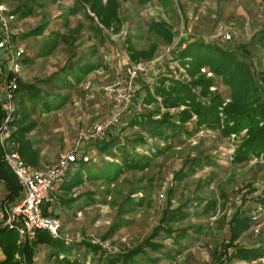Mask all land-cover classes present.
Wrapping results in <instances>:
<instances>
[{"label":"rangeland","instance_id":"374dc122","mask_svg":"<svg viewBox=\"0 0 264 264\" xmlns=\"http://www.w3.org/2000/svg\"><path fill=\"white\" fill-rule=\"evenodd\" d=\"M0 2L10 11L35 4L34 0ZM76 2L46 0L34 16L18 19L15 15L10 28L17 33V45L23 47L28 56L36 52L45 38L20 40L19 36L42 23L48 24V30L57 27L61 14L76 6ZM119 17L122 22L119 30L111 28L95 33L90 29V22L79 13L71 18L69 28L61 31L64 41L52 55L32 65H21L20 79L24 82L35 84L49 95H68L62 108L49 113H44L37 103L32 104L31 116L36 118L37 127L27 137L39 151V166L54 165L62 152H74L78 164L84 156L95 160L81 169L72 165L68 179L79 172L83 176L82 184L68 193L58 188L53 195L51 212L60 222V239L66 244H75L79 262L108 264L105 259L108 254H121L142 244L150 238L167 208L183 205L188 217L173 223L170 228L185 232L184 240H179L178 244L171 239L161 240L162 248L158 253L148 248H144L145 252L157 264H219L216 255L222 244L228 243L229 221L233 214L240 209L251 219V213L259 206L258 199L264 198V159L251 158L240 164L232 162L245 131L223 137L218 131L200 130L167 142L148 140L151 150L136 146L133 151L149 156V167L144 171L125 172L114 182L92 177L100 172L105 162L119 164V159L99 154L97 144L90 141L87 134L94 125L116 112L110 94L126 68L140 65L143 69L134 83L138 99L144 97L145 86L152 87L163 74L188 80L176 59L184 42H215L236 51L255 73L263 71L264 48L257 35L264 27V0H155L147 5L128 0L121 4ZM152 21H163L169 26L174 34L172 44H164L148 31ZM225 34H230L231 38L226 39ZM128 44L136 50H147L155 45L157 51L150 60L134 62ZM89 61L100 63L101 69L87 75L80 85L65 91L52 87L58 84L56 76L61 75V68ZM201 73L206 78L214 77L207 68L201 69ZM210 92L228 96L227 88L220 84L211 87ZM152 108L150 105L148 109ZM182 109H172L169 113L176 119ZM130 114L121 112L119 124L106 134L108 137L119 136L129 152L137 132L136 128L127 126L132 119ZM194 122L193 117L189 125L193 126ZM179 171L185 175L181 180H175ZM166 182L173 184L171 193L159 200ZM5 194L0 182V197ZM62 199L73 201L62 205ZM199 200L204 203H198ZM208 201L216 202V211L205 212L203 206ZM253 228L254 223L235 243L245 248L262 244L264 224L258 235L254 234ZM86 244L100 249L92 251ZM55 251L51 245L39 246L35 264H66L55 259ZM244 263L246 261L238 260L232 264Z\"/></svg>","mask_w":264,"mask_h":264},{"label":"trees","instance_id":"16d2710c","mask_svg":"<svg viewBox=\"0 0 264 264\" xmlns=\"http://www.w3.org/2000/svg\"><path fill=\"white\" fill-rule=\"evenodd\" d=\"M34 1L39 7L34 6L35 4L24 5L17 7L12 13L18 19L34 16L37 10L43 7L46 0L42 3L38 0ZM127 1L77 0L76 6L70 7L61 14V21L57 27L48 30V24L42 23L19 36L20 40L45 38L37 51L30 56L24 51L21 65H32L37 60L52 55L60 42L64 41L61 31L68 29L71 18L79 13H82L85 19L90 22V29L95 33H102L104 29L109 30L111 28L119 30L122 24L119 10L121 4ZM136 1L139 5H147L155 0ZM148 31L160 38L166 45L173 42L174 34L163 21L149 22ZM257 40L260 46L264 48V27L257 35ZM128 51L132 61H145L154 57L157 47L152 45L147 50H136L132 44H128ZM176 59L181 63L188 80L163 74L152 87L145 86V95L140 98L145 107L140 113L130 112L132 119L127 124L128 127L137 129L135 139L132 141L133 145L130 147L131 152L127 150L128 146L120 141L119 136H107L104 140L96 142L99 154L110 156L112 159L118 158L119 164L105 162L100 172L93 174V178H103L108 182H114L125 172L144 171L149 167L151 158L134 153L133 150L136 146L148 151L151 150V144H148V140L167 142L175 138L180 139L182 134L191 136L200 130L218 131L223 137L245 131L241 143L232 156V162L240 164L248 162L251 158L264 159V70L255 73L251 65L244 58H241L236 51L220 46L215 42L200 40L184 42L177 52ZM203 68H207L214 77L206 78L201 73ZM99 69H101L100 63L94 61L68 64L61 68V75L56 76L58 84L52 87L58 91L69 90L80 85L87 75ZM216 84L227 88V97L219 92H210V88ZM16 95V112L13 120L16 132L12 138L18 143V150L24 162L32 166H39V151L27 137L37 127L36 118L31 116L34 109L32 104L37 103L42 107L44 113H49L62 108L68 95L43 93L42 89L35 84H29L23 80L18 83ZM28 102L30 104L26 105ZM150 105L153 106L151 110L148 109ZM179 108L183 109L178 112L176 119H174L169 111ZM3 117L4 112L0 107V124ZM193 117L195 122L193 126H190L189 122ZM93 161L95 162V160L83 161L81 159L79 164L77 161L76 165L79 166V169L87 164L91 165ZM184 175L179 171L174 178L181 180ZM68 176L60 185V189L67 193L83 182V176L79 172H75L69 179ZM0 182L4 185L7 199L15 200L20 196L21 186L3 159L1 144ZM171 189L168 190L167 194L171 193ZM72 201L73 199H62L61 203L68 205ZM198 203L204 202L199 200ZM258 203L264 206V198H259ZM49 207L52 208L53 203H47L43 206L45 215H48L47 209ZM183 207L182 205L173 209L167 208L162 214L159 225L153 229L150 238L124 253L110 252L111 255L108 254L105 257L106 262L108 264H157L156 260L148 256L144 248L158 253L162 248L161 240L171 239L174 244H178L179 240H184L185 232L170 228L173 223L188 217ZM203 209L207 213L216 211V202H205ZM50 215L53 217V212ZM251 226L252 222L248 213L238 209L229 221L228 243L222 244L219 252H217L216 262L232 264L238 260L252 262L264 258V241L252 248L240 247L235 243L248 232ZM18 241L19 238L15 231L0 227V252L4 257L0 264H35V252L41 245H51L55 248L56 251L53 256L60 262L83 264V261L77 260L79 252H75L77 250L75 244H66L60 238L51 237L46 231H37L32 240L23 243H18ZM86 247H92V251L100 249V247L90 244H86ZM229 249L232 251L229 252ZM71 257H74L73 260Z\"/></svg>","mask_w":264,"mask_h":264},{"label":"built area","instance_id":"2783aa9c","mask_svg":"<svg viewBox=\"0 0 264 264\" xmlns=\"http://www.w3.org/2000/svg\"><path fill=\"white\" fill-rule=\"evenodd\" d=\"M14 20L15 15L12 11L5 3L0 2V106L4 112L0 124V144L3 148V159L21 186L20 196L15 200H9L6 196L0 197V227L15 231L19 241L23 243L32 240L37 231H46L51 237L60 238V222L50 215L51 207L47 209L48 215H45L43 206L53 203L54 193L67 178L69 170L77 163L78 158L74 152H62L52 166H32L24 162L20 156L18 143L12 135L16 132V126L13 125L16 91L21 80V60L25 49L17 45L15 39L17 33L10 28ZM225 38L230 39V34H225ZM125 71L110 94L116 112L103 122L94 125L87 134L88 139L94 143L104 140L107 132L119 124L121 112L140 113L145 107L134 90L135 79L143 71L142 67L130 66ZM88 159L90 158L87 156L82 158L83 161ZM172 187L171 182L164 183L159 193V200L165 199L168 190ZM263 207L259 205L251 213L255 235L260 233L261 225L264 224ZM244 264H264V258Z\"/></svg>","mask_w":264,"mask_h":264},{"label":"crops","instance_id":"0c3cea01","mask_svg":"<svg viewBox=\"0 0 264 264\" xmlns=\"http://www.w3.org/2000/svg\"><path fill=\"white\" fill-rule=\"evenodd\" d=\"M4 257H3V255H2V253L0 252V261L3 259Z\"/></svg>","mask_w":264,"mask_h":264},{"label":"water","instance_id":"95a60500","mask_svg":"<svg viewBox=\"0 0 264 264\" xmlns=\"http://www.w3.org/2000/svg\"><path fill=\"white\" fill-rule=\"evenodd\" d=\"M20 81V80H19Z\"/></svg>","mask_w":264,"mask_h":264}]
</instances>
